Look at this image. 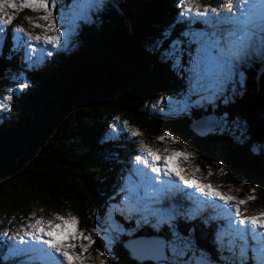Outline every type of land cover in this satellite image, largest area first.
<instances>
[{
    "label": "trees",
    "instance_id": "16d2710c",
    "mask_svg": "<svg viewBox=\"0 0 264 264\" xmlns=\"http://www.w3.org/2000/svg\"><path fill=\"white\" fill-rule=\"evenodd\" d=\"M179 1L104 0L92 4V21L78 29V48L32 57L34 66L26 64L23 43L15 47L11 36L7 37L0 56L7 61L9 73L26 87L13 89L11 100L0 107V159L16 160L15 166L0 170V210L6 216L16 214L17 219L34 207L37 213L41 207L66 201L83 235L92 234L101 218L104 222L108 218L122 227L121 234L114 237L112 248L96 238L91 249L106 264H139L130 260L124 248L128 240L153 236L168 240L174 232L189 237L213 257L219 247L214 264H233V248L237 256L246 253L245 264H259L261 256L253 257L249 251V232L243 238L237 232L215 236L227 233L224 222L216 220L221 216L213 218L209 211L191 216L187 205L181 207L177 194L162 201L177 218H166L158 225L133 209L129 199L117 191L130 174L128 160L135 137L126 131L104 138L111 116L136 127L146 141L170 132L199 155L201 164L214 168L213 184L238 189L241 198L253 188L256 201L264 202L262 62L247 66L249 58H245L236 63L234 90L222 97L205 95L200 104L190 103L194 108L189 114L168 117L151 109L155 99L174 94L198 101L186 89L193 43H197L187 36L193 29L207 28L179 18ZM195 1L203 6L211 2ZM174 43H180L181 59L170 68L175 62L165 54ZM211 114L221 119L218 128L204 138L197 137L191 125ZM221 121L233 129L217 131ZM11 222L0 223V264H34L29 256L24 257L29 244L21 254L7 241V235L13 236Z\"/></svg>",
    "mask_w": 264,
    "mask_h": 264
},
{
    "label": "rangeland",
    "instance_id": "374dc122",
    "mask_svg": "<svg viewBox=\"0 0 264 264\" xmlns=\"http://www.w3.org/2000/svg\"><path fill=\"white\" fill-rule=\"evenodd\" d=\"M93 1L95 0H56L55 5H53L51 0H49L47 11L44 9L33 11L29 8L21 9L19 6L20 0H14V2L17 4L16 10L5 6L3 12H0V20H6L9 16L13 18L12 23L10 24H0V52L4 47L7 37L11 36V40L14 42L15 47L16 44L23 43L24 51L22 52V55L27 61L26 64L29 66H34L35 63L33 62L32 57L38 56L39 58H42L44 55L50 57V52L53 53L60 50L67 51V48H78L80 43L78 38V29L80 30L79 27L82 28V26L92 21L91 11L88 9V5L95 3ZM209 5L211 7L214 5L213 7L218 9L220 16L224 17L225 19L227 18L229 12L228 0H211ZM204 8L205 6H203L202 3L195 0L187 6H185L183 0L179 1V3L176 5V9L179 11V18H183L184 20L191 21L193 23L198 22L203 25H207L208 23L211 31L216 32L218 24L217 20L213 18L217 14L212 13L209 10L206 14L201 15L200 13L204 12ZM49 12L51 13L49 20L41 19V17L47 15ZM36 24L40 26L34 27ZM15 27L16 29L18 27L23 28L24 31H16V29H14ZM225 27L226 24L222 26V29H220L221 33ZM215 34L209 36L201 33L198 30L194 31L193 29V33L187 36V40L192 39L194 41L195 39L197 40V43H193L195 47L193 62L189 67L191 78L186 89L187 94L197 98L198 101L193 103L189 101V97H185L180 94H174L163 99H155L153 104H151L152 110L168 117L179 116L180 114L185 113L189 114L191 111L190 109L194 108L191 107L190 103H192V106L195 104L197 105L201 103V100H204L205 95L207 96L210 94L214 98L216 96L222 97L229 90H234V68L231 66H225L220 55L216 51H213L212 40L215 39ZM30 36H39L41 39L39 41L29 39ZM57 36L59 37L58 40L45 42V37L52 38ZM170 57L171 60L175 62V64L170 65V68H174L181 59L180 43H174L172 51L165 54L166 59ZM248 58L249 60H247V66H249L250 62L258 61L262 62L264 66V58H262L259 54L250 56ZM11 79H13V81H11ZM20 84L23 83H19L18 79H15L13 74H10L9 70H7L5 77L2 78L0 84V100H2L3 96L8 93L9 90H11L12 94L13 89H22L20 88ZM231 85H234V87ZM239 86L241 87L242 85ZM213 97L210 96L209 98ZM206 101L211 103L209 99H206ZM219 120L217 119V122ZM220 125L221 128L217 129L219 132L233 129L231 127L232 125L230 126L224 121H221ZM107 130L108 131L105 130L104 138H108L109 136L113 135L116 136L118 133L126 131L129 133L131 138L135 137L134 146L129 153L128 160L131 174L125 176L122 179L123 181L121 182L119 188H117L119 194L125 198H131V196L139 198L141 193L143 195V191L146 190V194H152L151 197L158 200L164 195L166 197H168V195L170 196L171 188L168 186L170 183L174 182L179 184L178 186H174L175 190L181 188L179 187L181 185L184 187V189H186L184 192H188V189L196 198L198 197V200L195 201L193 196H190L191 199L194 200L192 205H195V208H193L190 204V215L195 217L196 215H202L204 213L203 210L199 211L196 209V205L198 206V202L200 200L205 201L206 203L215 204V207L220 214L218 216H222L225 219L223 221L225 227L229 221L232 223V229L238 230L240 232H243V228L248 227V232L250 234V238L248 239L247 237L248 243L250 242L249 251L253 257L261 256V253L264 252V244H262V241H264V236L260 234V230L248 223L243 226L238 224V220L241 218L258 216L261 212H264V202L262 203L260 200L256 201V191L253 188H249L246 191V197L241 198L240 191L238 189L233 187L225 189L216 183L213 184L211 175L216 174L213 173V171H215L214 168L201 164V158L199 155L191 150L189 146L182 143L170 132L163 131L155 137V141H146V139L142 137L141 132L136 127L130 125L126 120L118 116L110 117L109 128ZM134 132L138 133V135H134ZM237 132L239 133V131ZM160 137H163V139H160ZM149 153L154 154L157 158L154 160L153 156L149 155ZM138 155L143 156L146 160H148V165H145L142 161H136L135 158ZM8 163L14 164L16 163V160L9 159ZM153 164L159 169V172H152L151 165ZM139 169L141 172L139 175H137V171ZM177 173L179 175H177ZM130 176H137L138 183L135 179H130ZM180 176H184L186 179L194 180L196 183L185 185L183 181L180 180ZM197 185H211L212 187L210 191L223 194L224 196L233 197V200L229 203L220 200L217 196H205L197 189ZM250 196H253L255 199L250 200ZM147 200L150 201L148 197ZM239 201H244L245 203L238 204ZM146 202L147 201L145 198L143 200H137L135 202V208L144 211L145 208L143 206L146 205ZM231 204H237L239 207V217L236 216V210L231 206ZM71 208L72 207L68 205L66 201H60L53 205L45 206V208L41 207L39 209L40 211L37 213H35L34 207V209L32 208L30 212L26 213L25 217L20 216L17 217V219H15L16 214H10L6 216L3 210H0V223L3 224V222L6 221V225H10V221H12L11 232H13V236L10 237L7 235L6 239L10 245L14 246L13 250L16 249L18 252L23 254V249L26 244L20 243L19 236L17 235L18 232L20 235H23L25 231H33V229L29 228L28 225H35L37 220L44 221L47 230V224L49 221H51L53 224L61 225V221L54 219V217L57 215L64 217L66 220L69 216L74 217L76 219V224L74 226V237L61 236L57 233H54V236H56L57 240H60L67 245L74 246L67 249L69 257L71 258V264H106L104 259L100 258V256H95L92 254V240L99 238L104 241L108 247L112 248L116 242L114 237L118 233L121 234L122 227H119V225L108 218H106V221L104 222L101 218L103 215H101V224H98L97 222L98 225L94 226L91 230L92 234L83 235V232L79 230L78 219L72 212ZM200 208L202 209V206H200ZM95 210L96 206H93V213H96ZM151 210H155L156 214H153V212L151 213L150 210L147 211V215L149 217L148 219H152L158 225L164 224L163 221L166 218L169 219L171 214V211L169 210H162L163 213L156 208ZM96 216L99 218V215L96 214ZM14 221H16V223H14ZM61 227L68 231L73 230L71 225H61ZM219 230L220 229L217 228L216 231ZM230 231L231 230H227V233L218 232L217 234L215 233V236L217 238H222L221 236L225 234L224 236L226 237L229 235ZM86 236L91 237V243H89L88 240L82 238ZM43 238L48 239V237ZM25 240L27 241V244L30 245L28 251H30L31 245L39 243L38 241L31 240L27 236H25ZM81 245L86 246L87 251L81 252ZM43 247L47 248L46 245H43ZM77 254L82 256L81 260H77L75 258ZM24 257H28V255L25 254ZM57 263L67 264V262L63 260V257H58Z\"/></svg>",
    "mask_w": 264,
    "mask_h": 264
},
{
    "label": "snow or ice",
    "instance_id": "6c2138e0",
    "mask_svg": "<svg viewBox=\"0 0 264 264\" xmlns=\"http://www.w3.org/2000/svg\"><path fill=\"white\" fill-rule=\"evenodd\" d=\"M56 0H51V3L55 5ZM194 2V0H183L185 6ZM49 0H20V8H29L33 11L38 9L48 10ZM242 5V6H241ZM7 6L16 10L17 4L14 0H0V12H3L4 7ZM228 16L223 23L227 24L222 30V33L215 34V39L212 40L213 51L219 50V55L223 60L225 66L235 67L236 63L259 54L264 58V0H228ZM216 13L217 15L213 18L217 21L221 20V16L218 13V9L211 7L210 5L205 6L204 12L201 15L206 14L208 11ZM51 13L41 17V19L49 20ZM12 17L9 16L6 20H0V24H10L12 23ZM36 24L34 27H39ZM54 26V25H53ZM16 31L23 32L24 29L18 27ZM29 39L39 41L41 37L30 36ZM45 42H52L59 39V37H45ZM51 55V53H49ZM26 87L25 84H20V88ZM11 90L6 93L2 100H0V107L5 106V102L11 100ZM138 135V133H133ZM163 139V137H160ZM153 156L154 154L149 153ZM175 155V154H174ZM136 161H142L145 165H148V160L143 156H136ZM152 172H159V169L151 165ZM177 175H179L177 173ZM185 185L195 184L194 180L186 179L184 176L179 177ZM211 185H197V189L202 192L205 196L213 197L217 196L220 200L225 202H232L233 197L224 196L220 193H214L210 191ZM250 200H254L253 196L249 197ZM244 201H239L238 204H244ZM236 210V216H240V209L237 204H231ZM153 214H156L153 210ZM169 216V220L172 219ZM55 220L61 221V225H71V231L65 230L61 225L53 224L51 221L47 224V230L44 221L37 220L35 225H28L33 231H25L23 235L19 236L21 244H27L25 236L29 237L33 241H38L31 245L30 251L27 252L29 258L35 262V264H56L58 257H63V260L67 264H71V258L69 257L67 249L69 247H74L73 245H67L64 242L57 240L54 233L61 236L74 237V226L76 224V219L69 216L66 220L62 216H55ZM246 223L251 224L258 230L260 234L264 236V212H261L258 216L241 218L238 220V224L243 226ZM171 227V225H169ZM7 235V233H5ZM43 237H48L44 239ZM91 243V237H82ZM264 244V241H262ZM46 245L47 248H44ZM142 248L146 253L151 254L153 257H163L168 264H213L214 259H217L220 254L219 247L216 249L217 257H213L211 253H206L198 248L189 237L180 236L178 233H173L172 238L168 240L154 239L150 241H145L142 244ZM50 250V251H49ZM87 251L86 246L81 245V252ZM233 254V264H245L244 255L246 253L237 256L236 249L230 250ZM55 254V255H53ZM102 255V254H101ZM77 260H81L82 256L77 254L75 256ZM259 264H264V252L261 253Z\"/></svg>",
    "mask_w": 264,
    "mask_h": 264
},
{
    "label": "water",
    "instance_id": "95a60500",
    "mask_svg": "<svg viewBox=\"0 0 264 264\" xmlns=\"http://www.w3.org/2000/svg\"><path fill=\"white\" fill-rule=\"evenodd\" d=\"M6 62L7 61L0 56V80L5 77L6 71L8 70ZM215 128H218L217 117L213 114L191 125V130L199 138L206 137ZM13 166L15 165L13 163L12 164L8 163V160L0 159V170H6ZM154 239H162V238L153 236L151 238L142 237V238H135V239L128 240L124 248L129 253L130 260L135 261L139 264H142L145 261H150L154 264L167 262L164 260L163 257H153L151 254L146 253L143 250L142 248L143 242L154 240Z\"/></svg>",
    "mask_w": 264,
    "mask_h": 264
},
{
    "label": "bare ground",
    "instance_id": "6f19581e",
    "mask_svg": "<svg viewBox=\"0 0 264 264\" xmlns=\"http://www.w3.org/2000/svg\"><path fill=\"white\" fill-rule=\"evenodd\" d=\"M7 64V63H6ZM218 215H220L219 213H218Z\"/></svg>",
    "mask_w": 264,
    "mask_h": 264
}]
</instances>
